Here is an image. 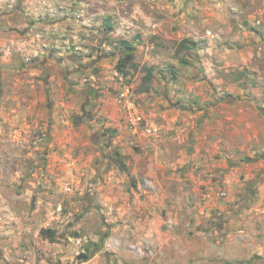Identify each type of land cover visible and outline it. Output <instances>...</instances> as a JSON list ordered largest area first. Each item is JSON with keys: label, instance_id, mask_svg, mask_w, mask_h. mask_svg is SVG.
Returning a JSON list of instances; mask_svg holds the SVG:
<instances>
[{"label": "rangeland", "instance_id": "rangeland-1", "mask_svg": "<svg viewBox=\"0 0 264 264\" xmlns=\"http://www.w3.org/2000/svg\"><path fill=\"white\" fill-rule=\"evenodd\" d=\"M160 1L2 0L0 264H264V243L253 232H240L233 213L212 209L198 220L184 209L176 216L151 204L152 188L147 202L137 194L143 179L130 174L127 161L139 140L152 141L159 126L180 122L176 111H191L176 96L187 94L180 82L194 73H173L165 61L177 62L172 49L183 36L162 15L167 12L158 11ZM255 3L256 24L248 30L257 33L264 28V6ZM140 8L162 19L156 35L136 19ZM197 19L200 33L204 25ZM122 40L136 48V67L127 77L115 68ZM232 43L218 73L234 64L226 82L242 81L247 95L256 89L264 94V39L251 34ZM197 51L184 54L191 67L200 60ZM150 67L145 92L142 69ZM209 67L203 78H211ZM123 94L141 120L136 131ZM85 112L91 120L79 119ZM104 129L112 133L108 148L95 137ZM110 164L118 187L106 184ZM147 216L149 225L143 223Z\"/></svg>", "mask_w": 264, "mask_h": 264}, {"label": "crops", "instance_id": "crops-1", "mask_svg": "<svg viewBox=\"0 0 264 264\" xmlns=\"http://www.w3.org/2000/svg\"><path fill=\"white\" fill-rule=\"evenodd\" d=\"M16 1L12 0V4ZM262 3L264 6V0ZM158 5V11H166L162 15L178 25L179 35L183 36L180 40L191 37L197 43L202 39L204 45L199 49L197 43L200 60L195 66L181 67L175 60H165L169 61L173 73L178 70L194 73L192 78L180 82L189 88L187 94L176 96L183 97V103L191 107V111H176L180 122L170 127L159 126L158 136L152 141L146 137L139 140L140 148L134 149L135 155L127 161L132 167L130 174L143 179V184H138L137 194L146 195L142 200L147 202L152 188L151 204L172 211L170 214L176 216L184 209L190 210V215L198 220L212 209L233 213L231 222L240 232H253L255 241L264 243V94L258 89L245 94L248 89L241 85L242 81L227 83L224 75L234 71V64L220 73L221 65L217 66L226 59L225 53L231 51L236 39L242 40V36L251 34L256 40L264 39V28H255L257 33L248 30L249 25L255 27L251 12L258 5L255 0L225 3L162 0ZM2 6L5 4L0 0V8ZM257 13L262 11L258 9ZM135 16L138 21L142 20L143 27H153L152 35H156L161 18L152 19L141 8L136 10ZM197 18L204 25L200 33ZM164 65L167 66V62ZM208 67L211 78H203L201 72L203 68L208 71ZM236 86L242 88L237 90ZM226 92L232 94L222 97ZM172 131L170 137H164ZM114 166L110 164L103 174L106 184L112 188L118 187ZM147 219L148 216L144 217L143 223L149 225Z\"/></svg>", "mask_w": 264, "mask_h": 264}, {"label": "trees", "instance_id": "trees-1", "mask_svg": "<svg viewBox=\"0 0 264 264\" xmlns=\"http://www.w3.org/2000/svg\"><path fill=\"white\" fill-rule=\"evenodd\" d=\"M118 45H119V59L117 61L115 68L117 73L127 77L129 75L128 69L129 68L135 69L136 67V64L134 63L135 60L134 52L136 48L132 43L126 40H122L118 42ZM196 49H197L196 42L188 38H184L175 44L173 56L177 60L180 66H188L190 62L185 58L184 54L189 52H194L196 51ZM142 71L145 72V75L141 78L140 85H141V89H144V91L147 92L148 89L143 86L151 82L153 77V67L143 68ZM120 168L123 167L120 166ZM49 232L50 230L47 229L41 230L40 235L43 236Z\"/></svg>", "mask_w": 264, "mask_h": 264}, {"label": "built area", "instance_id": "built-area-1", "mask_svg": "<svg viewBox=\"0 0 264 264\" xmlns=\"http://www.w3.org/2000/svg\"><path fill=\"white\" fill-rule=\"evenodd\" d=\"M257 24H259V22H257ZM122 99H123L124 107L126 109L128 121L132 125L133 129L136 131L137 127H139L141 123V120L139 117L135 116L136 113L134 112V106L129 101L128 96L123 94Z\"/></svg>", "mask_w": 264, "mask_h": 264}, {"label": "flooded vegetation", "instance_id": "flooded-vegetation-1", "mask_svg": "<svg viewBox=\"0 0 264 264\" xmlns=\"http://www.w3.org/2000/svg\"><path fill=\"white\" fill-rule=\"evenodd\" d=\"M80 120H91L92 116L90 115V112H85L83 113V116H81V118H79ZM91 123V121H89ZM97 132H99L100 134H96L95 137L100 141V142H104V144L106 145V147H109L108 142L110 141V137H112V133L111 131H108L106 129L104 130H97ZM110 138V139H109ZM100 142H98V144H100Z\"/></svg>", "mask_w": 264, "mask_h": 264}]
</instances>
